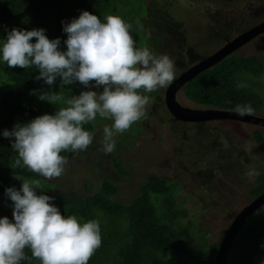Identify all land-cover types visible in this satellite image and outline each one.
Returning a JSON list of instances; mask_svg holds the SVG:
<instances>
[{
	"label": "rangeland",
	"instance_id": "obj_1",
	"mask_svg": "<svg viewBox=\"0 0 264 264\" xmlns=\"http://www.w3.org/2000/svg\"><path fill=\"white\" fill-rule=\"evenodd\" d=\"M196 1L197 6L193 7H197L198 19L186 27L197 34V37L189 33L190 38H187L186 28L176 18L180 10L172 0L166 6H173L171 9H164L165 5L158 7L152 0L147 1L148 8H153L154 13L143 17V27L148 34L147 48L152 49L154 54L169 56L174 62L175 77L227 40L264 19V0L236 1L235 4H229L227 0ZM179 2L177 0V4ZM150 15L151 18L147 21V16ZM256 18L260 20L255 21ZM4 32L5 30L3 34ZM7 32L0 37L1 44L6 39ZM62 35L66 40L67 34L64 32ZM62 48L66 50L64 41ZM234 54L264 58V32ZM244 75L240 74L238 81L257 91L264 100V71L258 78L250 80ZM2 76L0 67V99L3 92L11 88L6 86L8 81ZM242 77L247 81H241ZM56 81L51 86L46 84L44 89H32L26 102L34 101L43 114L48 107H54L55 111L51 114H55L59 108L67 105L63 100L48 102L51 93L55 92L67 100L73 95H79L81 91L89 90L78 81L69 85H62L59 77ZM165 89L160 88L151 93L141 92L149 99L146 117L134 123L124 134L115 137L117 146L112 153L105 154L100 150L103 127L111 125L112 121L94 123L93 143L87 150L79 153L70 151L63 174L51 180L43 177V181L53 184L48 193L52 197L60 193L86 197L93 195L102 181L108 179L117 187L112 198L129 205L140 187L147 182H144L147 177L156 175L155 177L163 178L168 183L169 189L163 194L152 193V203L160 208L164 207L165 211L167 207L161 205L160 201L164 197H174L178 207L188 211V217L194 220L195 228L205 232L210 245L221 239L233 218L253 198L250 196V189L256 175L248 177L246 173L250 169L259 173L264 163V139L258 144L253 138L256 130L264 136V126L236 120L193 123L174 119L165 105ZM91 90L101 92L103 87H92ZM41 94L45 100L40 99ZM175 98L184 107L202 108L181 90ZM255 114L264 116V105ZM28 121L30 120H22L19 123ZM113 157L121 163L122 174L113 166ZM10 175L13 179L12 187L19 190L22 182L14 178L18 174L11 171ZM20 177L22 180L38 179ZM6 204L4 202L0 207ZM93 215L100 225L102 243L88 264H114L119 248L131 243L128 216L101 211ZM202 231L194 234L195 245L200 243ZM167 259L169 262V257ZM174 262L175 260H170L169 263Z\"/></svg>",
	"mask_w": 264,
	"mask_h": 264
},
{
	"label": "clouds",
	"instance_id": "obj_2",
	"mask_svg": "<svg viewBox=\"0 0 264 264\" xmlns=\"http://www.w3.org/2000/svg\"><path fill=\"white\" fill-rule=\"evenodd\" d=\"M130 28L119 16L108 14L102 22L97 15L82 10L78 17L63 23L67 34L63 51L60 38L49 39L43 28H12L7 32L0 60L9 68L34 66L39 71L35 79H43L49 86L59 77L62 85L78 81L89 88L67 100L53 92L47 101L63 100L66 107L3 131V137L14 138L11 148L18 153L12 169L27 168L49 180L58 178L68 163L61 153H79L93 143V133L82 125L95 121L97 115L112 121L111 126L103 127L100 149L109 154L115 150V137L146 117L149 99L141 92L170 86L175 66L167 54L136 47ZM101 86V92L91 90ZM40 99L45 100L42 94ZM234 111L241 116L254 112L250 104L237 105ZM254 175H258L254 169L246 173ZM14 178L22 183L19 190L5 189L13 207L12 220L0 216V264L28 260L25 249L40 264H88L102 243L99 222H80L75 215H62L50 203L54 197L37 194L36 189L42 187L40 180Z\"/></svg>",
	"mask_w": 264,
	"mask_h": 264
},
{
	"label": "trees",
	"instance_id": "obj_3",
	"mask_svg": "<svg viewBox=\"0 0 264 264\" xmlns=\"http://www.w3.org/2000/svg\"><path fill=\"white\" fill-rule=\"evenodd\" d=\"M148 0H0V37L12 28L17 30H32L43 28L49 39L60 38V50L63 46V23H68L79 16L82 10L97 15L102 22L106 15L111 14L121 17L131 25L130 33L133 36L136 47H147L148 34L143 27V17L154 15L153 8H148ZM154 5L168 6L171 0H152ZM156 1V2H155ZM180 10L178 22L190 32L186 26H191L198 17L196 0H172ZM245 0H227L229 4ZM166 7L164 9H171ZM264 8V7H263ZM245 12L243 11L242 14ZM150 16H147V21ZM260 19L256 18L255 21ZM63 22V23H62ZM260 22V21H259ZM6 27V28H4ZM190 28V27H189ZM211 35L212 33L209 32ZM33 42L35 39L33 38ZM224 44V43H223ZM0 46L2 44L0 43ZM152 52L153 50L150 49ZM154 53V52H153ZM0 67L3 78L8 81L6 86L10 89L3 92L0 99V216H7L12 220V202L6 195L5 189L12 187L13 179L11 171L26 178H38L42 187L36 189L37 194H45L52 190L53 184L43 181V177L31 172L27 168L12 169L14 159L18 153L11 148L14 138H5L2 133L5 129L11 130L16 123L22 120H31L43 115L41 108L34 101L29 100L31 90L35 87L44 89L46 83L43 79L37 80L39 71L33 66L27 69L9 68L2 60ZM264 71V58L252 55L237 56L231 54L204 70L186 82L181 91L183 94L204 108H219L234 110L237 105H251L254 112L263 107L264 100L261 95L246 87L238 80L240 74L249 80L258 78ZM242 77L241 81L246 82ZM57 79V78H56ZM57 83V81H55ZM54 107H48L45 113L51 114ZM106 120L97 115L93 122L86 123L82 127L86 131L94 133L93 124L105 123ZM111 126V125H108ZM256 143H262L264 136L256 130L253 132ZM117 146V145H116ZM70 151L62 152L65 158ZM113 166L118 172L123 173L121 163L115 157ZM264 159V158H263ZM156 175H149L146 182L134 200L126 205L112 198L117 187L112 181L106 179L98 190L86 197H79L74 193H60L50 203L55 204L62 215H75L79 220H94L93 213L98 211L110 214H126L129 219V233L131 243L119 248L114 264H215V256L220 240L208 243L204 231L195 228V222L189 218L188 211L180 209L174 197H164L160 202L166 206V210L155 206L150 198L152 193L163 194L169 189L168 183ZM254 185L250 189V196L256 197L264 192V163L258 175L254 178ZM50 196V195H49ZM202 231L201 241L195 245L194 234ZM197 242V241H196ZM29 256L21 264H40L39 260L31 258V252L25 249ZM175 260L174 263H169ZM225 264H264V206L251 214L238 233L227 252Z\"/></svg>",
	"mask_w": 264,
	"mask_h": 264
},
{
	"label": "water",
	"instance_id": "obj_4",
	"mask_svg": "<svg viewBox=\"0 0 264 264\" xmlns=\"http://www.w3.org/2000/svg\"><path fill=\"white\" fill-rule=\"evenodd\" d=\"M264 32V19L250 26L231 40H227L223 45L212 53L201 57L193 65L182 71L175 77L173 83L165 89L164 101L167 110L174 119L184 122H204L210 120H236L245 123L264 126V116L255 113L250 115H239L234 110L219 108H187L180 105L176 101L177 92L191 78L203 72L220 62L227 56L234 54L244 44L254 39L256 36ZM264 205V192L254 197L248 205H246L231 221L230 225L223 234L218 251L215 256V264H225L227 252L235 238L236 234L246 221V219L257 212Z\"/></svg>",
	"mask_w": 264,
	"mask_h": 264
},
{
	"label": "flooded vegetation",
	"instance_id": "obj_5",
	"mask_svg": "<svg viewBox=\"0 0 264 264\" xmlns=\"http://www.w3.org/2000/svg\"><path fill=\"white\" fill-rule=\"evenodd\" d=\"M169 123V122H168Z\"/></svg>",
	"mask_w": 264,
	"mask_h": 264
}]
</instances>
